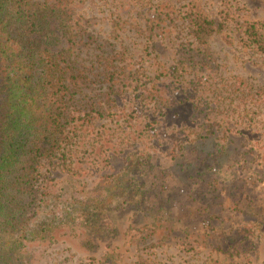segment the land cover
Returning a JSON list of instances; mask_svg holds the SVG:
<instances>
[{
  "label": "rangeland",
  "instance_id": "374dc122",
  "mask_svg": "<svg viewBox=\"0 0 264 264\" xmlns=\"http://www.w3.org/2000/svg\"><path fill=\"white\" fill-rule=\"evenodd\" d=\"M32 1H61V7L68 2V28L57 21V33L66 35L54 50L75 49L88 76L80 102L85 113L77 132L81 139L69 160L40 168L46 196L32 220L52 222V232L44 241L23 239L17 246L18 264H208L209 259L222 264L225 255L212 248L217 242L206 241V223L227 233L248 227L252 264H264V58L242 44L246 23H261L264 34V2ZM197 10L224 25L207 45L209 66H216L219 79L188 93L193 72L187 74L181 65L171 71L184 56L200 54L186 29L187 15ZM69 32L76 36L72 43H67ZM233 76L252 84L257 98L233 93ZM191 101L201 111L195 117L205 125L200 126L220 124L210 128L212 141L202 144L199 154L189 148L182 158L169 143L180 129L199 131L192 123ZM173 157L181 158L184 170L162 174V168L173 165ZM191 164L196 170L189 175ZM122 172L130 173L141 193L135 192L133 200L112 201L101 194L105 198L94 221L99 232L91 233L75 209L97 203V183ZM221 230L216 237L222 238ZM14 240L3 237L9 245Z\"/></svg>",
  "mask_w": 264,
  "mask_h": 264
},
{
  "label": "trees",
  "instance_id": "16d2710c",
  "mask_svg": "<svg viewBox=\"0 0 264 264\" xmlns=\"http://www.w3.org/2000/svg\"><path fill=\"white\" fill-rule=\"evenodd\" d=\"M63 4L64 7H61V1L57 5H48L32 0H0V264L20 262L16 255L19 251L17 246H22L23 239L44 241L49 238L52 222L32 220L46 196L40 181V168L46 162L64 163L69 160L73 154V145L81 139L77 132L81 128L79 122L84 120L81 115L85 113L80 102L83 100L81 96L84 95L83 89L88 75L75 49L67 47L54 50L57 42L66 35L64 33V36H59L57 33V21L62 20L61 23L68 28V2ZM158 15L161 16V11ZM186 21V29L192 39H195L200 54L197 57L184 56L183 61H179L171 72L178 70V65L182 66V71L188 70L187 74L193 72L191 84H188L186 90L189 93L191 90L197 91L201 84L210 87L219 79L216 66H209L212 57L207 53V45L209 36L222 32L224 25L216 24L198 10L187 15ZM261 29V23H246L242 44L264 58V34ZM69 36L66 37L67 43H72V37L76 36L72 32H69ZM81 39L82 36L79 42ZM110 76L112 80L115 71ZM229 80L233 81L230 85L233 93L244 98H257V89L246 79L233 76ZM148 95L155 99L160 97L153 93ZM191 102L192 123L199 131L185 126L188 130L192 129L178 130L169 143L176 153L181 152L182 158L189 148L192 149L191 153L199 154L202 144L212 141L209 138L212 133L210 128L220 124L212 122L206 124L207 129L203 128L205 125L195 119L200 116L201 111L195 106V101ZM166 104L167 100L163 103L164 109ZM94 106L97 104L94 103ZM158 109L161 111L160 105ZM161 114L164 115L165 112ZM227 128L224 127L223 130ZM151 131L154 132L155 128H151ZM180 159L173 157V165L162 168L161 173L173 176L184 170ZM195 170L193 164L186 169L189 175ZM122 173L107 176L97 183L94 189L95 194L99 195L95 199L97 203L88 200L87 204L75 209L80 214V221L90 228L91 233L99 232L94 221L99 218L98 203L105 198L101 194L109 196L108 199L112 201L117 198L133 200L137 194L135 192L141 193V189L133 187L130 173ZM143 195L145 197L146 193ZM111 210L115 214L118 206L114 205ZM203 226L208 236L206 241L217 242L216 246L212 244V248L217 254L225 255V262L222 264H240V258L244 264H252L249 252L251 243L246 244L249 241L246 232L248 227L235 232L231 229L227 233L226 230L216 229L208 223ZM220 230L222 238L216 237V232ZM4 236L15 237L14 246L12 242L9 245V242L3 241ZM224 245L225 249L222 248ZM206 246L202 245L200 249H206ZM220 262L209 259L208 264ZM151 264H154L153 261Z\"/></svg>",
  "mask_w": 264,
  "mask_h": 264
}]
</instances>
